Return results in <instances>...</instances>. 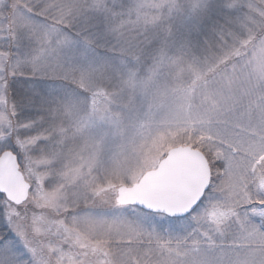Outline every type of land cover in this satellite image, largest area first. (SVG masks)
Here are the masks:
<instances>
[{
	"label": "snow or ice",
	"instance_id": "1",
	"mask_svg": "<svg viewBox=\"0 0 264 264\" xmlns=\"http://www.w3.org/2000/svg\"><path fill=\"white\" fill-rule=\"evenodd\" d=\"M0 264H264V0H0Z\"/></svg>",
	"mask_w": 264,
	"mask_h": 264
}]
</instances>
